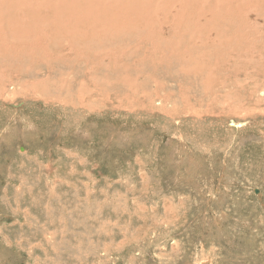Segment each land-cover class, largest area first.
Segmentation results:
<instances>
[{"label": "rangeland", "instance_id": "374dc122", "mask_svg": "<svg viewBox=\"0 0 264 264\" xmlns=\"http://www.w3.org/2000/svg\"><path fill=\"white\" fill-rule=\"evenodd\" d=\"M191 1L0 23V264H264V0Z\"/></svg>", "mask_w": 264, "mask_h": 264}, {"label": "bare ground", "instance_id": "6f19581e", "mask_svg": "<svg viewBox=\"0 0 264 264\" xmlns=\"http://www.w3.org/2000/svg\"><path fill=\"white\" fill-rule=\"evenodd\" d=\"M42 1L44 0H0V23L7 22L8 25H10V20H12L13 24L11 25L15 26V29L23 28L26 24L31 25L30 22L41 25L44 23L54 24L55 22L58 25H67L68 28L71 27L69 24H72V27H89L87 26L88 23H90V25L103 23L111 24V26L112 24L116 26H125L126 24H136L137 22V25H139L138 22L147 23V20L141 15V12L149 18L150 16H148V14L155 10L153 7H160L162 11H168L166 10L167 8L181 9L182 7L183 11H186L193 2L191 0H159V2L156 3L151 0H83L82 2H78V0H46L44 1L46 3H43ZM242 1H245L246 3H243ZM254 1L256 0H220L221 4L215 3L213 6L215 8L214 11H217L229 7L231 3L234 2L236 6H248L255 3ZM21 2L24 3V6L19 9ZM13 8L18 9L14 12ZM43 9L44 12L48 13V17L42 16L41 12H43ZM174 9L173 11H175ZM205 9L206 7L203 8V10ZM199 10H201V5ZM210 10L212 9L210 8ZM74 11H78L79 13L76 14ZM260 11L262 12L263 10L261 9ZM7 16L9 17L6 20ZM103 17H106V19H101ZM163 18L164 17L159 20L156 18L155 21L151 22L155 23L159 21L161 24H164ZM251 18L252 17L248 18V20L253 22V27L258 26V28H260L259 21H257L258 18H261L260 15L256 14L254 19ZM247 27L252 26L245 25L244 28ZM243 34L245 33H240L241 36ZM259 35H261V33ZM253 55L256 56L255 54Z\"/></svg>", "mask_w": 264, "mask_h": 264}]
</instances>
